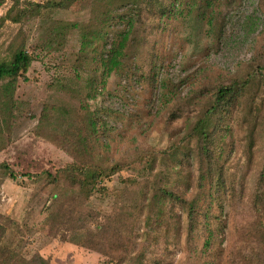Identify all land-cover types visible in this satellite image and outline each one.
I'll return each mask as SVG.
<instances>
[{
    "label": "rangeland",
    "instance_id": "1",
    "mask_svg": "<svg viewBox=\"0 0 264 264\" xmlns=\"http://www.w3.org/2000/svg\"><path fill=\"white\" fill-rule=\"evenodd\" d=\"M13 3L2 0L0 16ZM204 3L178 0L160 16L142 2L139 20L126 11L122 21L121 0H50L0 23V60L17 47L32 56L9 118L0 113V162L16 173H0V264H264V0H213L210 24L197 22ZM103 16L113 17L106 50L133 22L106 76L102 41L81 50L85 29ZM235 82L239 95L214 133L226 191L213 193L208 219L199 216L189 235L177 205L166 202L163 218L148 222L153 183L186 196L201 183L198 158L168 147L195 152L183 131L219 86ZM87 112L95 131H85ZM78 159L121 169L92 178Z\"/></svg>",
    "mask_w": 264,
    "mask_h": 264
},
{
    "label": "trees",
    "instance_id": "2",
    "mask_svg": "<svg viewBox=\"0 0 264 264\" xmlns=\"http://www.w3.org/2000/svg\"><path fill=\"white\" fill-rule=\"evenodd\" d=\"M13 5L6 11L4 16H0V23L4 20H10L13 22H19L22 16L27 14H32L33 11L38 10L40 7H46L50 0H47L46 3H37L30 2L31 6L29 10L18 7L17 0H13ZM212 1L205 0L204 5L200 8V12L197 14V22L202 23L203 20L207 24L211 23L212 16L209 15V12H212ZM2 0H0V3ZM146 2L149 5V11L159 13L160 16H168L170 12L177 10L178 0H171L169 4L162 0H121V4L118 7H121L123 13L119 14V18H126V11H133L134 16L139 20L141 12V3ZM198 8V7H197ZM204 8H209V12L205 14ZM106 12L110 13L109 7L106 8ZM113 17H102V25L98 29H92L87 27L86 32L83 33V38L81 41V50H86L91 47L92 44L101 42L103 43L104 50L101 54L102 59V76L108 75L118 64L119 57L121 56L122 49L124 48L128 34L131 33L133 22L132 18H128L126 23L129 26V29L125 31H118V35L114 38L110 47L106 50V29L111 26V20ZM32 56L23 48H15L10 54L8 59L0 60V113L3 116V119L9 118L11 114L12 107L14 105L13 101V92L16 86L17 79L19 77H25V74L31 64ZM241 89L240 83H230L226 85L219 86L215 93L209 98V100L201 106V110L198 112L196 118L188 123L186 129L183 131V139L190 141L195 140L197 143L196 151L193 152L190 147H187L185 144L170 145L167 151H172V155H176L178 152H183L187 157L196 156L198 158L199 165H202L199 169L198 182L199 186L195 187V191H191L188 196L184 194L174 193L169 189L167 185L156 186L151 185L152 193L147 200L146 207L149 211L151 208L155 210V215L150 217L147 215V221L154 223L155 221H160L163 216L166 207V202L172 206H179L183 214H185L184 230L187 235L192 232L200 221L198 220L199 216H203L208 219L210 201L213 197V193L216 194L217 199H220L223 191L225 192V181L223 179L221 170L218 168V163L221 159V147L219 144V138L215 137L214 133L216 128L220 129L222 127V117L224 112L228 111V105H231L235 102L236 98L239 95ZM43 112V117L45 115ZM84 128L85 131L92 132L96 129V120L94 115L91 113H85L84 116ZM79 136L84 137L81 133ZM215 137V142L214 138ZM77 143L76 150L77 152H82V146L84 145ZM172 148V150H171ZM166 151V152H167ZM73 157L74 153H70ZM146 161V165L149 168L152 167L153 161ZM77 166L80 169L89 168L92 172V178H99L101 175L108 176L114 174L115 172L121 169L120 163H113L111 165H101L97 163H89L85 160L78 159L76 161ZM0 173L6 175L10 178H16V173L6 162H0ZM47 178L52 182H58L57 175L46 172ZM64 179H69L70 182L80 185V181L75 179L72 176H67ZM209 182V186L206 187V182ZM204 198V199H203ZM214 198V197H213ZM202 199V201H201ZM223 199H221L222 201ZM201 201V202H200ZM53 213L49 214V217ZM52 217V216H51ZM207 222V221H206ZM206 230L208 232L206 243L210 242V237L212 235L209 225L207 223ZM41 259V258H40Z\"/></svg>",
    "mask_w": 264,
    "mask_h": 264
}]
</instances>
